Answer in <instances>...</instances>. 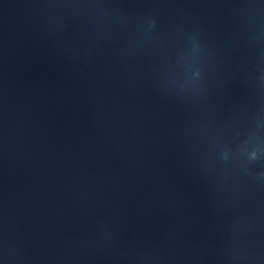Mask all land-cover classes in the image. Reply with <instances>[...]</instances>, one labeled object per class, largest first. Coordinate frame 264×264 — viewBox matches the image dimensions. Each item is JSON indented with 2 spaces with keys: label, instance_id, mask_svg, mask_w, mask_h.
I'll return each instance as SVG.
<instances>
[{
  "label": "water",
  "instance_id": "obj_1",
  "mask_svg": "<svg viewBox=\"0 0 264 264\" xmlns=\"http://www.w3.org/2000/svg\"><path fill=\"white\" fill-rule=\"evenodd\" d=\"M0 264H264V0H0Z\"/></svg>",
  "mask_w": 264,
  "mask_h": 264
}]
</instances>
